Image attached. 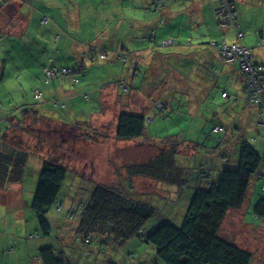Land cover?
I'll return each mask as SVG.
<instances>
[{
    "label": "crops",
    "instance_id": "1",
    "mask_svg": "<svg viewBox=\"0 0 264 264\" xmlns=\"http://www.w3.org/2000/svg\"><path fill=\"white\" fill-rule=\"evenodd\" d=\"M221 1L224 0H165L163 7L157 10L154 0H2L0 77H29L32 87L29 97L33 104H22L14 109L18 112L0 117V124L8 125L0 136V145L5 142L16 152L27 154L23 180L0 189V225H4V229L0 228L3 231L0 232V264H4L6 256L14 259L15 264L24 261L42 264L40 250L47 246L67 249L73 231L80 223L81 210L73 216L71 209L64 208L61 203L59 210L52 207L47 214L54 233L48 238L40 236L31 210L37 185L27 181L29 160L38 175L42 160L48 157H58L66 166L70 162L84 167L100 162L97 170L92 172L96 175L87 178L91 182L89 187L92 190L96 184H106L103 179L109 178L107 171L110 175L113 171L111 167L105 168L103 157L109 156L112 163L120 164L122 149H126L129 158H136L127 150L128 146L121 145L124 142L116 141L115 127L122 112L145 114L144 91L147 89H143L142 84L146 79L147 82L154 80L148 75L140 78V69L148 70V74L168 71L178 76L171 65L172 71L168 70V60L193 48V42L196 45L189 58L192 57L190 61L200 67L195 74L199 79L193 82L194 86L202 93L210 92L216 81L218 85L212 98L194 97L198 102L207 99L209 103L204 115L200 116V124L215 120V123L228 127L231 132L221 144L223 148L231 149L240 139H248L249 129L257 121L256 131L260 136H254L252 142L257 150L264 152L261 147L264 141L258 143L262 139L264 121L259 120L257 110L247 103L238 64L220 62L217 52L208 46L218 39L205 37L200 30L192 31L206 23L216 26L214 11L220 8ZM230 1L237 7L241 21L244 12H256L258 21H264V0ZM239 5L246 8L240 11ZM44 18L47 22L42 24ZM242 34L243 38L256 37L254 29ZM258 35V45L253 39H248L247 45L252 49L253 60L264 66V34L259 32ZM172 39L174 44L161 46L163 40ZM222 39L226 41L224 37ZM101 50L107 52L103 60L99 55ZM119 53L123 54L124 61L118 59ZM52 66L79 70V83L73 85L68 79L45 83L43 69ZM201 69L207 71L206 76ZM121 82L128 85V95L118 87ZM167 83L177 85L175 90L185 85L182 79L171 76H168ZM221 85L224 90L219 94ZM34 89L42 91V100L36 102L31 97ZM164 90L169 91L168 87ZM224 93L227 95L223 96ZM122 96L128 99L123 100ZM77 100L83 101L82 106L76 105ZM132 106L138 110H131ZM60 111L64 112L63 116ZM72 116H76L75 119L72 120ZM85 127H89L90 136L84 132ZM55 136L61 145L51 151L50 141L56 139ZM108 141H113L112 148L106 145ZM34 153L35 161L30 157ZM98 173L101 177L97 176ZM52 209L54 213L50 217ZM27 235L37 237L24 240Z\"/></svg>",
    "mask_w": 264,
    "mask_h": 264
},
{
    "label": "trees",
    "instance_id": "2",
    "mask_svg": "<svg viewBox=\"0 0 264 264\" xmlns=\"http://www.w3.org/2000/svg\"><path fill=\"white\" fill-rule=\"evenodd\" d=\"M229 1H221L222 5L220 4L218 9L231 10L236 15L237 25H239V11L233 1ZM164 2L157 4L155 8L160 10ZM0 3H3L2 0ZM217 11L215 9L214 18L218 29L232 28L236 33L233 26L221 24L217 18ZM239 32L242 34L240 29ZM242 38L239 41L236 39L234 43H240L250 51V61L262 77L258 82L260 104L253 105L250 99V93L245 86L247 77L240 69L239 61L234 60L229 63L238 64L247 103L257 110L259 120L263 122L264 66L253 60L252 49L241 42ZM222 41L227 43L224 39ZM221 42L208 44L217 52L218 59H220V53L216 46ZM220 62L227 64L221 59ZM61 67L64 68V66ZM50 69L55 68L52 66ZM127 93H130L129 88ZM224 94L227 95V93ZM145 124L146 118L141 114L120 113L116 120V141L151 142L144 139ZM217 126L222 128V131L214 132L212 127L211 134L215 136L217 144L211 148V152L197 151L201 147L200 143L191 142L177 134L169 135L163 140H152L151 148L157 149V152L154 153L153 150L146 160L120 164L111 162V169L117 183H99L89 191L86 199L88 202L85 200L79 207L81 216L77 230L73 231L75 232L74 242L81 243L83 246H94V251L89 254L95 255L109 245L120 248L126 242L139 238L153 246L155 256L164 264H253V254L221 236L220 228L227 214L233 210H240L241 226L255 231L257 226L244 222L246 208L253 198L255 201L252 205V215L254 219L260 220V224L264 223V174H261L262 171L259 174L260 169L264 167V152L257 150L249 139H240L231 149L223 148L221 143L225 141L226 135L231 130L220 124ZM87 135L90 136L91 133ZM184 147L185 150H182ZM261 147H264V143ZM145 149L149 151V148ZM198 152L204 157L205 162L199 163L202 167H199V173L198 170H194L188 175L185 166L188 163H184L183 160L187 161L191 158L193 161ZM209 158L215 159L213 167L206 164ZM26 160L25 152H16L5 142L0 145V189L9 183H19L23 180ZM194 164L197 165V162ZM196 165L192 168L197 167ZM67 172V166L58 157L42 160L39 180L31 202V210L36 217L42 238H48L54 233L47 214L59 203L57 195L67 177ZM257 177L256 182L262 181L256 192L257 185L254 188L252 185L253 178ZM139 179L147 182L149 190L142 192L137 190L136 180ZM157 189H159L157 194L163 197L164 201L178 197L174 201L177 204L180 198H184L179 214L181 220L178 224L167 217L168 204L165 206L166 210L162 212L160 208H156L154 204L146 200L147 195L152 196ZM157 217L160 218V222L151 231L144 233L143 228L146 223ZM35 237L37 235H31L28 239ZM70 246L71 240L68 248ZM56 248L57 246H47L40 250L42 264H87V262L74 263L68 257L66 248L62 247L60 250ZM103 264L115 263L107 260ZM140 264L145 263L140 262Z\"/></svg>",
    "mask_w": 264,
    "mask_h": 264
},
{
    "label": "rangeland",
    "instance_id": "3",
    "mask_svg": "<svg viewBox=\"0 0 264 264\" xmlns=\"http://www.w3.org/2000/svg\"><path fill=\"white\" fill-rule=\"evenodd\" d=\"M246 6L239 5V10H244ZM218 9V8H217ZM216 9V11H217ZM243 12V11H242ZM217 18L222 19V24L225 23V20H230V18H234V13H230L227 9H218L217 11ZM244 19L241 21L239 19V25L241 32H245L250 29H254L256 37L254 36H245L242 38V41L247 45L248 39H253L256 43L259 42V32L260 34H264V21L260 20L258 21V15L256 12H244ZM227 15V17H225ZM235 19V18H234ZM234 25V20L231 21ZM236 26V25H235ZM229 29V31H228ZM197 30H200L201 33H203L206 36H209L215 40L214 42H221V38L224 37L226 39L227 43H232V41H236L237 36L236 33L232 30V28H224V29H218L217 26H215L214 23H206L205 25H202V27L197 29H192V31L195 33ZM227 31V32H226ZM226 32V33H225ZM262 32V33H261ZM206 42V41H205ZM193 48L191 47L190 50H183L177 58H170L168 60L169 68L168 70L172 71L170 69V65L174 70L178 72V76H175L171 74L170 72H161L160 74L155 75V73L150 72L148 74V70H145L144 68L140 69V75L139 77L142 78L144 75H148L149 77L153 78V82H147V79L142 84L143 89H147L144 91L145 93V99H146V108H145V114L144 117L146 118V130L144 139L145 140H152L158 139L163 140L167 138L169 135H181L186 137L187 140H190L191 142L200 143L201 147L200 149H197V151H203L208 152V150L211 152V148L214 147L217 144L215 136L211 134L212 127L213 130L216 128H220L217 126L214 121H205L203 125L200 124V120L203 114V111L206 109V107H209V103L206 102V100L209 97H213V95L216 94L218 90L217 81L214 87L212 86L210 92H202L200 93L197 89V86H194L193 82L199 79L195 74L200 70V67L197 66L196 63L193 61H190L189 58L190 54L192 55L191 51L194 50V47L196 45L195 42H193ZM258 45V43H257ZM248 48H251L247 45ZM136 56H139L138 53ZM189 58V59H188ZM172 61V62H171ZM175 61V62H174ZM218 65H221V63L218 62ZM174 66V67H173ZM180 66H186V67H180ZM201 72L204 73L206 76L207 71H203L201 69ZM190 74H193L191 76ZM168 76H171L176 79H182V81L185 82V85L180 86L179 90H175L177 88V85L175 84H165ZM196 76V77H195ZM212 75L207 78H211ZM147 78V76H146ZM29 77H14L12 75H6L5 77H0V103H1V113L0 117L5 118V115L10 113H16L18 111L14 112V109L18 108L22 104L28 105L33 104L32 100L30 99V90H31V82ZM128 86V85H127ZM190 88V90L184 88ZM168 87V92H165L164 88ZM129 88V87H128ZM224 90V87L221 85L219 94L222 93ZM201 95H204L207 97V99L203 102H198L194 99L196 96L197 98L202 97ZM121 99L127 100L128 97L122 96ZM227 101V100H226ZM162 104H161V103ZM83 101L77 100L76 105L82 106ZM163 105V108L166 106L167 109H165L162 112H159L156 110V108H160ZM206 106V107H205ZM131 110H138L132 106ZM144 110V109H143ZM58 111V110H57ZM61 116H63L64 112H59ZM77 116V115H76ZM76 116H72V120L75 119ZM152 120V121H151ZM1 123V122H0ZM258 125V122L256 121L255 124L251 125V129H249V136L248 139L252 142L254 141V136L257 138L260 135H257L256 127ZM216 125V126H214ZM8 127L7 124L2 123L0 124V136L3 133L4 129ZM262 127V139L260 141H264V125ZM89 128H84V132L89 134L88 131ZM26 130L30 131V128H27ZM215 131V130H214ZM56 137V136H55ZM256 138V139H257ZM247 139V140H248ZM55 142V145L53 143ZM106 145L110 148L113 147V141H108ZM151 142L142 140L140 141H134V142H127L122 143L121 145H124V148L128 146L127 149L132 155H134L136 158H129L126 149H122V163L125 162H136L138 160H146L147 156H150L152 151L155 153L157 152V149L151 148ZM50 150H56V148H59L58 146L61 145L57 141V137L52 138L50 141ZM58 143V145H57ZM144 148H149L148 150H143ZM91 148V147H90ZM91 150V149H90ZM149 152V153H148ZM58 153V152H57ZM186 153V152H184ZM36 153L30 154V157H32L33 161L36 159ZM95 158V157H94ZM110 158L109 156L103 157L104 159V166L105 168L110 169ZM205 162V159L203 156H201L198 152L196 158L193 159V161L187 159V161L183 160L184 163H190L188 166H186L187 174H191L192 171L198 170L202 167L199 166V163ZM193 162V163H192ZM197 162V165L194 164ZM100 164V162H95V164L83 166L77 163H69V166H67L68 172L67 177L62 183V187L60 192L57 195V200L63 204L64 208L69 207L71 209V214L76 215L79 212V207H81V203L85 202L87 199L88 193L90 191L89 185H91V182L88 180L92 174L93 171H96L97 166ZM207 165L210 167H213L215 165V159L209 158L206 162ZM193 165H196L197 167L192 168ZM200 167V168H199ZM29 168L30 173L28 175L27 181L29 183L34 184L39 180V175L36 171H34V165L32 163V160H29ZM262 171V172H261ZM264 174V167H262L259 171V174ZM109 174V178H104V181H109L108 184H116L117 181H115L114 175H110L109 171H107ZM199 173V170H198ZM96 175V173H93L92 176ZM258 175V173H257ZM97 176L101 177V175L98 173ZM112 178H111V177ZM88 178V179H87ZM87 179V180H86ZM257 178H253V185L252 187H256V192L259 190L260 182H256ZM86 180V181H85ZM101 180V179H100ZM138 186L137 190L139 192H142L144 190H149V187L147 186V182H142L139 180H136ZM163 187V186H162ZM166 187V186H165ZM159 189H157L152 196L147 195L148 199H146L148 202L154 204L156 208H160L162 212L166 210L167 204H168V216L169 218H172V222L175 224H178L180 222V211L181 207L184 204V198H180L179 203L176 204L174 202L177 198H168L169 201H164L163 197L159 196L158 193ZM168 196V195H167ZM255 201V198L250 202V204L246 208L245 213V223L257 226L254 229L255 231L249 230V228H244L241 226V213L240 210H233L227 216H225L223 223L220 228V234L224 238L232 241L237 246L246 249L247 251L251 252L254 256V262L253 264H264V223L260 224L259 219H254L252 215V205ZM74 202V203H73ZM171 205V207H170ZM170 207V210H169ZM174 210V211H173ZM54 213V210L50 212V217ZM177 217V218H176ZM158 218V219H157ZM156 219H152L149 222L146 223V225L143 228L144 233H147L148 231H151L152 228H154L158 222H160V218L157 217ZM1 229H4L3 223L0 225ZM3 232V231H0ZM72 234L71 240V246L67 248L68 257L71 258V260L76 263H85L87 264H103L107 260H112L115 264H140V262H144L145 264H164L161 260H159L155 256V250L153 249V246L147 243H144L139 238H134L124 244V246H121L120 248L114 247L113 245H109L104 248L103 251L97 252L95 255L89 254V252L94 251V246H83L81 243L74 242L73 235ZM8 235H11V233H8ZM24 240H28V235L24 236ZM72 254V255H70ZM133 256L130 258L129 256ZM15 256V255H14ZM14 256H11L14 258ZM72 256V257H70ZM14 259H10L9 256L5 257L4 264H15ZM23 264H27L26 261L22 262Z\"/></svg>",
    "mask_w": 264,
    "mask_h": 264
},
{
    "label": "built area",
    "instance_id": "4",
    "mask_svg": "<svg viewBox=\"0 0 264 264\" xmlns=\"http://www.w3.org/2000/svg\"><path fill=\"white\" fill-rule=\"evenodd\" d=\"M164 0H155V4H162ZM230 13H232L231 10L227 9ZM235 15V14H234ZM227 17V15H225ZM235 18V19H234ZM234 18H230V20H225V23L222 24V19L220 20L222 25L233 26L236 32L237 40L239 41L242 38V34L239 32V28L236 21V15ZM232 20H234V25L232 24ZM236 25V26H235ZM174 44L173 40L169 41H163L162 46H167ZM218 49V52L220 53V59L225 61L226 63L232 62L234 60L239 61L240 69L247 77V81L245 83V86L247 90L250 93V99L253 101L254 104H260L261 97H260V89L258 87V82L260 79H262L261 75H259L252 65L250 58L251 54L248 49L243 47L240 43H225L224 41L221 42L220 45L216 46ZM105 56L104 53H101V58ZM121 60L124 61L125 58H123V54L121 57ZM45 75L47 79H53L56 76L64 77V78H71L73 83H77L78 79L74 72L67 68H61V69H55V70H45ZM124 92H126L125 89H123ZM226 96V94H224ZM162 108V107H161ZM215 130V131H214ZM214 132H220L222 131V128L214 129Z\"/></svg>",
    "mask_w": 264,
    "mask_h": 264
},
{
    "label": "bare ground",
    "instance_id": "5",
    "mask_svg": "<svg viewBox=\"0 0 264 264\" xmlns=\"http://www.w3.org/2000/svg\"><path fill=\"white\" fill-rule=\"evenodd\" d=\"M46 22H47V20L44 18V19L42 20L41 23H42V24H45ZM101 53H104V54H105V56H104L103 58H101ZM106 53H107V52L104 51V50H101V51L99 52V55H100V59H101V60H103V59L106 58ZM121 57H122V54L119 53V54H118V59L121 60ZM121 61H122V60H121ZM50 68H52V67H47V68H44V69H43V77H44V82H45V83H49L50 81H53V80H56V79H68V80L71 81V83H72L73 85H77V84L79 83L80 75H81V73H80L79 70H77V69H73V68L64 67V68H67V69L72 70V71L74 72V74L76 75V77H77V79H78V82H77V83H73V81H72L71 78H64V77H60V76H56V77L53 78V79H47V78H46V75H45V70H51ZM53 68H55V69H61L62 67H61V66H53ZM55 69H53V70H55ZM118 87L122 90V92L124 91L123 89H125V90H126V93L123 92V94H124V95H128V93H127L128 86H127L126 83L121 82V83L118 84ZM31 97H33L34 101H36V102L42 100V91H41L40 89H34V90L32 91V93H31ZM86 98H87V96H86ZM160 103H161V102H160ZM161 104H162V103H161ZM161 107H162L161 109H160V108H156V110L159 111V112H162V111H164L165 109H167L166 106L163 108V105H162ZM0 108H1V105H0ZM0 112H1V110H0ZM60 204H61L60 202L56 204V209L59 210V209L61 208V207H60Z\"/></svg>",
    "mask_w": 264,
    "mask_h": 264
}]
</instances>
